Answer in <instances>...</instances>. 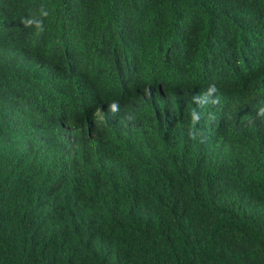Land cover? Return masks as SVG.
<instances>
[{
  "label": "trees",
  "instance_id": "trees-1",
  "mask_svg": "<svg viewBox=\"0 0 264 264\" xmlns=\"http://www.w3.org/2000/svg\"><path fill=\"white\" fill-rule=\"evenodd\" d=\"M0 264H264V0H0Z\"/></svg>",
  "mask_w": 264,
  "mask_h": 264
}]
</instances>
